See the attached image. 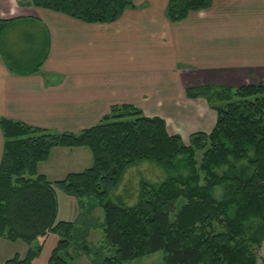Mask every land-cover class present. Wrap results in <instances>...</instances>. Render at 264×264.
<instances>
[{
	"label": "trees",
	"instance_id": "16d2710c",
	"mask_svg": "<svg viewBox=\"0 0 264 264\" xmlns=\"http://www.w3.org/2000/svg\"><path fill=\"white\" fill-rule=\"evenodd\" d=\"M85 22H114L132 0H28ZM212 0H169L166 15L180 21ZM12 19L0 18V34ZM216 110L210 131L186 142L161 116L131 104L114 105L97 124L79 132H53L0 118L4 149L0 163V238L27 244L0 264H38L39 237L58 236L44 264H73L71 248L93 264H126L162 251L163 264H260L264 242V85H204L187 89ZM87 146L93 164L50 181L38 171L53 147ZM149 160L169 173L160 182L142 180L134 204L110 197L126 170ZM57 191L75 197V220L58 219ZM101 206L105 218L94 214ZM103 239L90 245L91 229Z\"/></svg>",
	"mask_w": 264,
	"mask_h": 264
},
{
	"label": "crops",
	"instance_id": "0c3cea01",
	"mask_svg": "<svg viewBox=\"0 0 264 264\" xmlns=\"http://www.w3.org/2000/svg\"><path fill=\"white\" fill-rule=\"evenodd\" d=\"M27 1L0 0V18L12 19L0 34V118L79 132L114 105L131 104L183 136L216 122V110L188 97V88L264 85V0H212L175 22L166 15L169 0H132L108 23ZM3 149L0 128V163ZM92 164L89 147L58 146L38 171L56 181ZM60 192L58 219L75 220L79 200L68 201L64 215L72 218H60Z\"/></svg>",
	"mask_w": 264,
	"mask_h": 264
},
{
	"label": "rangeland",
	"instance_id": "374dc122",
	"mask_svg": "<svg viewBox=\"0 0 264 264\" xmlns=\"http://www.w3.org/2000/svg\"><path fill=\"white\" fill-rule=\"evenodd\" d=\"M210 108L215 110L211 106ZM189 135L190 133L183 134V138L186 142L189 141ZM168 175L169 173L166 172L164 168L157 165L155 162L149 160H145L138 164L132 165L126 170L119 187L111 195L110 199L116 203H118V199H120L126 204H134L138 198L140 184L142 180L157 183L165 179ZM60 193L62 195V198L60 197L59 199L61 206L60 218H72V216L66 217L64 215L66 213V208H68V201L69 199H71L72 196L66 195L62 192ZM93 212L102 221L104 220L105 214L103 207L98 206L94 208ZM55 238H57L56 240H58V236L54 233H52L46 238L44 249L42 250L41 255H39V257H37L36 259L38 264H44L48 260L51 254V250L56 243V241L54 242ZM102 239L103 231L101 228H94L90 230L88 237V242L90 245H99L102 242ZM41 240H43V238H39L37 240L38 243H40ZM25 247H27V244L21 240H18L17 242H12L6 238H0L1 261L12 257L16 252H21L22 254H24ZM71 252L74 256L73 264H93L92 256L88 255L84 251L73 247L71 248ZM259 257L260 264H264V242L259 250ZM126 264H163V253L162 251H156L152 254L137 257L133 260H130Z\"/></svg>",
	"mask_w": 264,
	"mask_h": 264
}]
</instances>
